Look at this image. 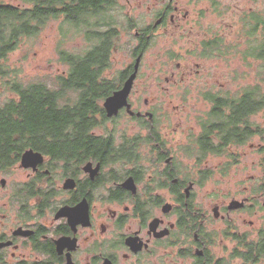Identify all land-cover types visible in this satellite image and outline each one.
<instances>
[{
  "label": "flooded vegetation",
  "instance_id": "obj_1",
  "mask_svg": "<svg viewBox=\"0 0 264 264\" xmlns=\"http://www.w3.org/2000/svg\"><path fill=\"white\" fill-rule=\"evenodd\" d=\"M113 1L118 6L120 0ZM140 1L159 7L149 20L131 15ZM179 1L124 0L130 9L123 16L121 6L115 9L120 20L112 14L99 20L101 31L115 32V49L122 28L132 33L127 43L133 58L119 73L109 74L108 65L85 84L89 93L96 89L98 99L88 116L91 124L75 123L71 153H48L43 147L54 139L45 130L36 135L29 130L28 145L9 154L14 163L0 170V264H146L144 257L155 256L159 249H169L186 264H197L212 256V245L232 242L228 251L234 257L254 237H264V110L257 112L262 120L256 124L257 113L247 106L250 92L244 89L252 85L238 88L237 67L225 83L214 84L205 74L206 81L198 85L191 80L201 78L196 62L185 61L186 67L179 70L181 62L174 64L175 58L167 56L158 62L159 67L150 66L155 80L178 88L183 104L174 109L184 111L186 120L178 139L180 123L173 127L164 122L156 102L147 97L142 102L139 97L132 99L145 55L157 37L168 29L191 31L192 26L185 30L191 14ZM105 34L101 32L103 38ZM215 37L228 45L217 30L214 37L207 33L200 37L193 50L199 49L202 56V42ZM171 43L163 46L171 48ZM136 64L128 105L108 115L106 98L123 87ZM186 79V86L180 88ZM191 98L194 104L200 102L199 108L186 105ZM239 104L245 108L240 110ZM127 118L134 123V131L127 128ZM120 121L127 129L119 127ZM246 145L258 156L261 177L248 174L235 185H224L225 189L210 187L209 181L223 184L230 175L226 161L234 158L232 163H237L248 155ZM26 150L39 153L40 160L23 167ZM216 157L225 162L207 163ZM180 160L192 161V174L197 177H181V171L189 170H178ZM19 171L25 175L17 176ZM62 208L71 216L57 217Z\"/></svg>",
  "mask_w": 264,
  "mask_h": 264
},
{
  "label": "rangeland",
  "instance_id": "obj_2",
  "mask_svg": "<svg viewBox=\"0 0 264 264\" xmlns=\"http://www.w3.org/2000/svg\"><path fill=\"white\" fill-rule=\"evenodd\" d=\"M2 1L6 4L19 6L27 4L23 0ZM178 4L191 14V21L185 27L186 30L192 26L191 31L182 32V29L173 31L168 29L167 33H163L157 37V43L145 55L143 72L136 82L134 91H132L133 100L139 97L142 102V99L147 97L151 101L156 102V106L159 107L158 115L162 116L164 122L171 123L173 127H177L180 123V126H178L180 129L175 133L177 134L175 139L181 136V127L184 126L186 121L184 119V111L178 113L176 112L178 110L174 109V105L183 104L177 95L178 88L176 86L169 88L170 85L166 82L161 81L159 83L155 80L150 66L156 65V67H159L158 62L167 59V56L175 58L174 64H176V61L181 62L179 70L184 69V65L186 67L187 63L185 61L196 62L199 67L201 66L200 68L198 67L202 70L201 78L196 77L191 78V80L199 83L198 85H202L206 81L202 79L205 77V74L214 84H217V82L225 83L227 76L231 77V75H234L233 68L236 66L237 73L240 76L238 88L247 86V84L254 85L258 81L256 65L259 62L252 57L251 60L241 55V51L247 47V37L245 36L246 25L242 17L247 14L256 13L264 18V0H180ZM138 5L133 8L131 15L139 16V19L149 20L152 12L159 8L157 4L152 2L140 1ZM148 5L151 6L150 9H148ZM116 6L117 3L107 13L117 17L118 14L115 9H120L119 6H121L120 16H123L125 11L130 9V6L126 5L124 0L118 1V6ZM120 16L117 17L118 20H120ZM217 30L222 32L224 43L233 45V49L227 55H221L223 57H202L198 55L199 49L197 51L194 49V51L193 48L195 47L192 46L206 33L214 37ZM72 33L73 30L68 29L67 25L62 23V19L58 18L50 19L35 38L23 39L20 46L15 51L9 53L4 61V70L7 74L0 76V103L13 96L12 93L8 92V86L14 77L24 84L40 81L46 83L48 87L56 89L59 86L57 77L62 73L64 74L69 68L67 64L59 61L58 49L83 53L92 44L85 39V32L78 33L77 36H73ZM131 34L122 28L116 50L111 57L109 74L119 73L133 58L131 49L127 43ZM170 42H172L171 48L163 46L164 44L169 45ZM179 54L181 56H178ZM188 68L185 69L188 70ZM208 69L210 70L209 73L207 72ZM244 74H246L245 77L242 76ZM187 82L188 79L181 81L178 86L180 88L185 87ZM71 94L73 95L72 91L68 92V95ZM192 102L194 100L191 98L186 105ZM191 106L197 109L200 106V102L196 101ZM258 113L254 114L253 119L256 124L262 120V115ZM126 125L128 129L133 128L131 131H134V123L128 118ZM119 127L126 128L122 121H120ZM97 132L100 131L97 130ZM251 141L256 143V140ZM246 148L249 153L242 160L237 163H232L234 158L231 161H226L228 163L226 168L232 171L223 180V184L219 182L215 184L214 180H211L209 181L210 187L215 186L216 188L225 189L224 185H235L238 180L246 178L248 174L254 175L255 178L261 177V169L257 166V154L255 151H251L252 148H248V145H246ZM177 158L181 159L179 153ZM223 162H225L224 158L216 157L207 163L220 165ZM176 167H179L178 170L180 171L182 169L189 170L188 173L181 171L179 173L181 177H183V174H188L191 178L197 177V175L194 176L192 174V161L180 160L176 163ZM23 175H25V172L21 171L17 174L19 177ZM196 193H200V189H196ZM202 197L203 195L200 194V198ZM49 219L51 220L52 216ZM256 239L254 237V240ZM223 245H226V247H223ZM221 246L216 244L210 247L211 254L216 261L218 257H222V261L226 264H251L249 262L245 263L239 256H230L228 250L233 246L232 242L224 241ZM144 258L147 260L146 264H186L185 261L182 262L180 258L172 254L169 249H159L155 256ZM252 264L255 263L253 262ZM256 264H264V256Z\"/></svg>",
  "mask_w": 264,
  "mask_h": 264
},
{
  "label": "trees",
  "instance_id": "obj_3",
  "mask_svg": "<svg viewBox=\"0 0 264 264\" xmlns=\"http://www.w3.org/2000/svg\"><path fill=\"white\" fill-rule=\"evenodd\" d=\"M23 1L27 4L19 6L0 0V76L7 74L4 61L8 54L15 51L23 39L35 38L50 19L61 18L62 23L73 30V36L85 32V39L92 44L83 53L58 49L59 61L69 68L63 76L57 77L59 86L56 89L40 81L24 84L15 77L10 82L8 92L13 96L0 103V170L14 163L10 153H19L28 145L26 132L29 130L36 131L34 135L39 130H45L47 137L54 139L43 147L48 153L72 152L75 123L91 124L92 119L88 116L92 112L93 103L95 105L94 101L98 99L96 89L91 86L93 93H89L85 84L91 81L89 79H92V75L108 69L111 64L109 60L116 50L113 48L115 32L112 29L101 31L98 27L100 19L109 18L107 12L112 9L115 1ZM242 19L246 25L247 47L241 51V55L259 62L256 65L258 81L244 88L250 92L248 109L257 113L264 110V18L252 13ZM105 31L106 36L103 38L101 32ZM202 43V56H224L233 49V45H223L216 37ZM71 91L73 95H68ZM75 91L78 92L77 96ZM242 107L245 108V105H238L240 110ZM238 256L245 263L256 264L264 256V237L251 244L247 243ZM222 260L216 261L213 256H206L204 260H198L197 264H226Z\"/></svg>",
  "mask_w": 264,
  "mask_h": 264
},
{
  "label": "water",
  "instance_id": "obj_4",
  "mask_svg": "<svg viewBox=\"0 0 264 264\" xmlns=\"http://www.w3.org/2000/svg\"><path fill=\"white\" fill-rule=\"evenodd\" d=\"M136 68H137V64L135 65V71L130 75V77L125 81L123 87L114 92L111 96H109L108 98H106L105 102H104V106L106 108V112L108 115H113L117 113V110L124 106V105H128L127 103V96L130 92L131 89V85H132V81L135 77L136 74ZM34 157H36L34 159ZM40 160V154L33 152L32 150H26L24 151V153L22 154L21 157V165L23 167H27L29 165H33V163L36 161ZM35 162V163H36ZM67 210L62 208L58 211V213L56 214V216H61V215H67L68 217L71 216L70 212H66ZM66 212V213H65ZM108 263V261L105 262V264ZM110 263V262H109ZM111 264V263H110Z\"/></svg>",
  "mask_w": 264,
  "mask_h": 264
}]
</instances>
